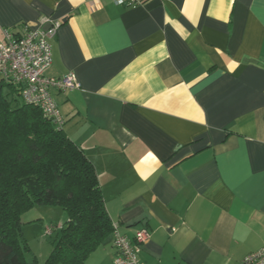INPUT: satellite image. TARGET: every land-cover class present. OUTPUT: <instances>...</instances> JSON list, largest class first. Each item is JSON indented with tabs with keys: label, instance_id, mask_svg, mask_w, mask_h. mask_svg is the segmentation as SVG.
Returning a JSON list of instances; mask_svg holds the SVG:
<instances>
[{
	"label": "crops",
	"instance_id": "0c3cea01",
	"mask_svg": "<svg viewBox=\"0 0 264 264\" xmlns=\"http://www.w3.org/2000/svg\"><path fill=\"white\" fill-rule=\"evenodd\" d=\"M59 21L45 75L141 264H243L264 246V0H0L14 34ZM87 264H113V235ZM93 256H95L94 260Z\"/></svg>",
	"mask_w": 264,
	"mask_h": 264
},
{
	"label": "trees",
	"instance_id": "16d2710c",
	"mask_svg": "<svg viewBox=\"0 0 264 264\" xmlns=\"http://www.w3.org/2000/svg\"><path fill=\"white\" fill-rule=\"evenodd\" d=\"M19 91L0 78V264H28L21 216L34 205L60 207L66 216L48 262L86 264L114 229L96 171Z\"/></svg>",
	"mask_w": 264,
	"mask_h": 264
},
{
	"label": "built area",
	"instance_id": "2783aa9c",
	"mask_svg": "<svg viewBox=\"0 0 264 264\" xmlns=\"http://www.w3.org/2000/svg\"><path fill=\"white\" fill-rule=\"evenodd\" d=\"M112 1L120 6L136 7L148 0ZM47 23L50 25L47 30L26 29L21 35L14 34L8 28L2 29L0 78L5 83L18 85L21 99L25 103L37 106L45 118L55 126L62 127L63 118L52 99L51 90L71 91L79 89L80 84L71 73L57 77L45 75V70L51 64V40L60 26L59 21H42V24ZM113 228V264H141L138 254L148 236L146 229L136 230L130 239L120 233L116 225ZM243 264H264V246L247 254L243 258Z\"/></svg>",
	"mask_w": 264,
	"mask_h": 264
},
{
	"label": "rangeland",
	"instance_id": "374dc122",
	"mask_svg": "<svg viewBox=\"0 0 264 264\" xmlns=\"http://www.w3.org/2000/svg\"><path fill=\"white\" fill-rule=\"evenodd\" d=\"M65 220V214L56 206L34 205L22 214L21 250L28 264H50L48 259ZM91 256L87 258L86 264L90 262Z\"/></svg>",
	"mask_w": 264,
	"mask_h": 264
},
{
	"label": "water",
	"instance_id": "95a60500",
	"mask_svg": "<svg viewBox=\"0 0 264 264\" xmlns=\"http://www.w3.org/2000/svg\"><path fill=\"white\" fill-rule=\"evenodd\" d=\"M50 27V25H48L47 27L44 28V30H47Z\"/></svg>",
	"mask_w": 264,
	"mask_h": 264
}]
</instances>
